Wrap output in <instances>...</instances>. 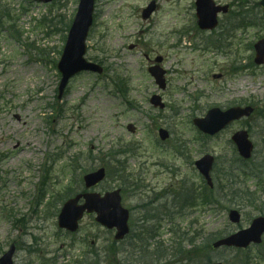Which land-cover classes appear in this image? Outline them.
Listing matches in <instances>:
<instances>
[{"label": "rangeland", "instance_id": "obj_1", "mask_svg": "<svg viewBox=\"0 0 264 264\" xmlns=\"http://www.w3.org/2000/svg\"><path fill=\"white\" fill-rule=\"evenodd\" d=\"M151 1L97 0L86 57L103 64L104 72H80L59 99L56 63L80 0H0L15 21L13 25L4 19L6 24L0 25V256L14 242L15 264H144L135 231L154 205L158 215L168 208L170 217L152 220L160 231L158 240H152L174 252L183 245L185 251L159 264H204L208 256L225 264H264V241L245 251L214 250L206 243L209 233L246 228L258 214L264 215L263 188L255 178H236V189H246L247 182L254 196L261 197L241 210L243 220L237 226L229 220L227 199L210 210L171 217L172 210L179 211L174 193L183 186L178 194L182 197L192 181L201 185L192 161L205 152L215 154V174H221L224 163L232 161L234 145L229 140L235 130L249 127L256 144L250 166L264 165V119H259L264 113V65L237 69L249 66L254 58L251 42L264 37L260 1L216 0L231 4L216 33L196 26L195 0H157L159 8L146 20L142 11ZM236 14L243 17L232 27ZM247 15L260 24L248 26ZM240 20L245 27H236ZM16 29L22 33L19 41ZM145 54L152 60L164 57L162 66L169 71L165 91L147 71ZM220 73V78L213 77ZM156 92L163 95L164 110L149 103ZM242 102L254 104L256 115L234 122L212 140L200 139L191 114ZM128 123L136 126L135 133ZM161 127L171 134L166 142L159 137ZM128 143L135 153L114 155ZM100 166L110 170V178L95 191L121 186L122 166L130 175L127 186L123 184V200L133 214L134 233L120 245L94 215L85 216L75 234L57 225L64 198L81 192L82 177ZM174 227L180 234L172 232Z\"/></svg>", "mask_w": 264, "mask_h": 264}, {"label": "water", "instance_id": "obj_2", "mask_svg": "<svg viewBox=\"0 0 264 264\" xmlns=\"http://www.w3.org/2000/svg\"><path fill=\"white\" fill-rule=\"evenodd\" d=\"M49 1V0H43ZM94 2L95 0H81L78 14L73 23L70 34L67 40V45L63 51L61 60L59 61V69L63 74V79L60 83V95L62 94L66 84L71 76L79 73L81 70H93L102 72L100 66L89 63L85 60L84 55L86 54V38L89 33V27L93 22V12H94ZM198 5L197 15L199 16V25L203 29H213L217 26L218 12L227 11V7L216 6L212 0H197ZM261 5L264 8V0H261ZM154 6L148 9L144 17L150 15L153 11ZM256 45L257 57L256 63L262 64L264 62V39H261ZM150 71L157 78V81L165 87V81L163 76L165 72L161 70L158 66L151 68ZM156 105L160 104V98L158 96L154 97L152 100ZM253 109L247 108H232L227 112H222L218 109H212L207 118L195 120V122L207 132L214 133L215 131L221 129L226 124L233 121L235 118H240L243 115L251 114ZM132 128V126H130ZM162 137L165 139L168 137L166 131L161 130ZM248 134L246 131L238 132L235 134L234 139L238 143L239 152L243 156L250 157L252 150V143L247 139ZM213 158L206 156L202 158L197 165L201 170V173L206 175L209 184L211 185V177L209 172L213 166ZM105 177V169L95 171L85 175L84 181H86V186H95L98 182L102 181ZM120 190L113 192H107L102 195L99 192H86L85 194H79L74 199L66 202L59 216V225L62 228H67L70 231L75 232L78 227V221L84 216V212L87 210L89 213L98 212L96 221L102 223L108 228H116L117 235L116 239L125 237L129 233L128 219L130 211L122 207V200L120 196ZM83 198L84 204H79V200ZM231 219L234 222L240 220V215L238 211H232L230 214ZM264 232V217H258L252 226L248 230H242L237 232V234L228 236L225 239L217 241L214 246H247L251 241L259 243L261 241V235ZM15 248L8 253H6L3 258H1V264H13V253ZM222 264V263H217Z\"/></svg>", "mask_w": 264, "mask_h": 264}, {"label": "trees", "instance_id": "obj_3", "mask_svg": "<svg viewBox=\"0 0 264 264\" xmlns=\"http://www.w3.org/2000/svg\"><path fill=\"white\" fill-rule=\"evenodd\" d=\"M176 252L178 253V254H184L185 253V251L183 250V249H176Z\"/></svg>", "mask_w": 264, "mask_h": 264}]
</instances>
